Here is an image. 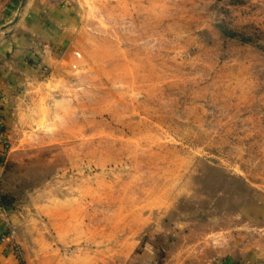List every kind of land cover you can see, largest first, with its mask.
I'll use <instances>...</instances> for the list:
<instances>
[{
	"label": "rangeland",
	"instance_id": "1",
	"mask_svg": "<svg viewBox=\"0 0 264 264\" xmlns=\"http://www.w3.org/2000/svg\"><path fill=\"white\" fill-rule=\"evenodd\" d=\"M79 5L6 142L0 199L24 264L264 245V0Z\"/></svg>",
	"mask_w": 264,
	"mask_h": 264
},
{
	"label": "crops",
	"instance_id": "2",
	"mask_svg": "<svg viewBox=\"0 0 264 264\" xmlns=\"http://www.w3.org/2000/svg\"><path fill=\"white\" fill-rule=\"evenodd\" d=\"M80 0H0V133L2 142L14 139L15 129L30 103L42 90L41 69L50 68L73 43L81 26ZM23 4V7L21 5ZM12 25L9 24L14 20ZM6 29L1 30V28ZM9 155L0 144V178ZM14 216L0 211V234L13 228ZM16 243L18 244L19 242ZM19 247V244H18ZM19 251L20 247H19ZM211 251V252H210ZM0 264H24L7 245L0 244ZM175 264H264V245L230 244L205 249L198 261L183 257Z\"/></svg>",
	"mask_w": 264,
	"mask_h": 264
},
{
	"label": "built area",
	"instance_id": "3",
	"mask_svg": "<svg viewBox=\"0 0 264 264\" xmlns=\"http://www.w3.org/2000/svg\"><path fill=\"white\" fill-rule=\"evenodd\" d=\"M0 128H1V124H0ZM0 144L2 145L3 151H6L7 144L5 142H2L1 133H0ZM0 244H4L10 247L17 258L21 257L19 247L18 244L16 243V238L12 228H7L4 233L0 234Z\"/></svg>",
	"mask_w": 264,
	"mask_h": 264
},
{
	"label": "water",
	"instance_id": "4",
	"mask_svg": "<svg viewBox=\"0 0 264 264\" xmlns=\"http://www.w3.org/2000/svg\"><path fill=\"white\" fill-rule=\"evenodd\" d=\"M24 2H25V0H23V3H24ZM21 7H23V4L21 5ZM16 21H17V19H14V20L9 24V26H12ZM216 27L218 28V30H219L221 33H223V34H225V35H227V36H229V37L235 38V36H233L230 32H228L227 30H225L220 24H216ZM4 29H6V27L1 28V30H4ZM0 211H3V212H4V211H6V210L0 207Z\"/></svg>",
	"mask_w": 264,
	"mask_h": 264
},
{
	"label": "trees",
	"instance_id": "5",
	"mask_svg": "<svg viewBox=\"0 0 264 264\" xmlns=\"http://www.w3.org/2000/svg\"><path fill=\"white\" fill-rule=\"evenodd\" d=\"M6 170H7V167H6ZM0 207L3 208V209H5L7 211V209H8V202H7L6 199H4V198H1L0 199Z\"/></svg>",
	"mask_w": 264,
	"mask_h": 264
}]
</instances>
